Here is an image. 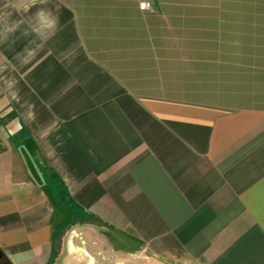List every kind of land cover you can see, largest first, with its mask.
<instances>
[{
	"label": "crops",
	"instance_id": "obj_1",
	"mask_svg": "<svg viewBox=\"0 0 264 264\" xmlns=\"http://www.w3.org/2000/svg\"><path fill=\"white\" fill-rule=\"evenodd\" d=\"M140 1L0 0V264H264V0Z\"/></svg>",
	"mask_w": 264,
	"mask_h": 264
},
{
	"label": "rangeland",
	"instance_id": "obj_2",
	"mask_svg": "<svg viewBox=\"0 0 264 264\" xmlns=\"http://www.w3.org/2000/svg\"><path fill=\"white\" fill-rule=\"evenodd\" d=\"M141 1H143V0H141ZM150 1H152V4H153L152 7H153L154 6L153 0H150ZM140 2H139V6H140ZM118 244H119V246H122V244H120V243H118ZM136 254L141 256V253H136ZM118 260H119V262L122 261V262H125L126 264H163V262L158 261V260H154V259L148 260L147 258H145V255H144V257H139V258H136V256H134V258L131 259L129 257L127 258V256L125 254H122L121 256H119ZM119 264H122V263L120 262Z\"/></svg>",
	"mask_w": 264,
	"mask_h": 264
},
{
	"label": "built area",
	"instance_id": "obj_3",
	"mask_svg": "<svg viewBox=\"0 0 264 264\" xmlns=\"http://www.w3.org/2000/svg\"><path fill=\"white\" fill-rule=\"evenodd\" d=\"M152 1H150V0H143V1H141L140 2V8L142 9V10H150L151 8H152Z\"/></svg>",
	"mask_w": 264,
	"mask_h": 264
},
{
	"label": "clouds",
	"instance_id": "obj_4",
	"mask_svg": "<svg viewBox=\"0 0 264 264\" xmlns=\"http://www.w3.org/2000/svg\"><path fill=\"white\" fill-rule=\"evenodd\" d=\"M39 15H40L41 17L43 16L42 13H40ZM46 23H47L48 27H50V28H54V27L57 25L58 21H57L55 18H52V19L46 21Z\"/></svg>",
	"mask_w": 264,
	"mask_h": 264
},
{
	"label": "water",
	"instance_id": "obj_5",
	"mask_svg": "<svg viewBox=\"0 0 264 264\" xmlns=\"http://www.w3.org/2000/svg\"><path fill=\"white\" fill-rule=\"evenodd\" d=\"M1 255V254H0Z\"/></svg>",
	"mask_w": 264,
	"mask_h": 264
}]
</instances>
